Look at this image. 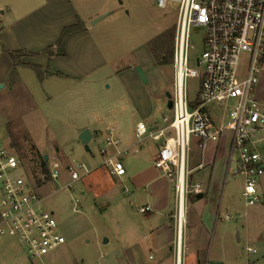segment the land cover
Masks as SVG:
<instances>
[{
	"label": "crops",
	"instance_id": "0c3cea01",
	"mask_svg": "<svg viewBox=\"0 0 264 264\" xmlns=\"http://www.w3.org/2000/svg\"><path fill=\"white\" fill-rule=\"evenodd\" d=\"M112 8L103 0H0V62H3L7 73L0 75V82H3L2 87H8L10 93H25L32 100L40 119H44V122L40 121V123L48 125L46 131L44 130V135L51 131L54 136L60 135V132L54 128L50 117H47L50 105L56 102L57 105L59 104L56 105L58 107L57 117L69 118L68 125L76 134H80L85 128H89L92 132V126H95V130L103 134L105 141L108 130L112 129L121 141L120 148H129L127 153L119 156L122 160L123 156L140 154L143 149V140L139 143L135 140V128L139 121L145 122L149 130H158L168 126L171 122L166 125L146 123L143 117L130 122L136 110L145 112L146 100L143 97H137L134 104L130 103V116L128 114L120 116L113 111V109L118 111V108L123 106L117 101L103 105V103L97 104L95 101L88 100L86 94L94 93L98 82L106 81L110 76H114L116 80L119 76L118 66L113 67L117 58L113 53H118L117 47L112 43L113 39L108 37L111 35L108 33V28H119V24H121L120 28L132 30L135 28L131 22L116 24L115 20L98 26L102 19L116 9ZM117 9L120 7L117 6ZM101 15H104L102 19L94 21ZM78 21L84 25V29L63 37L61 47H58L57 43L63 29ZM141 42L146 44V38ZM61 50L62 53H60ZM16 51H25L27 55L15 62L10 53ZM143 64L138 60L134 66L140 65L146 73ZM34 65L41 68L43 72L41 79ZM135 75L143 83L137 73ZM107 87L110 88V85ZM256 95L258 100L264 103V63ZM10 108L14 110L13 107L10 106ZM107 111L111 112V115L106 114ZM13 119L9 118L4 122L10 132H14ZM23 124L26 125L24 134L36 147L37 152L42 155L34 143L37 129L34 130V127L29 129L25 121ZM36 124L39 123L36 122ZM61 125L64 127V123ZM98 126L102 129L98 130ZM261 134L263 138L259 149L264 155V129ZM93 138L92 133L91 140ZM230 139L231 130H228L223 133L220 141L202 143L198 139L200 149L197 148V152L190 150L188 161V167L191 170L190 179L193 183L199 182L201 188L193 192L194 197L189 200V206L186 207L184 214L182 254L186 264H226V261L229 262L226 238L232 226L238 227V241L244 240L246 250L248 247L253 249L252 251L247 250L249 253L247 264H264V175L259 178L257 184L259 201L252 205L246 204L250 207L244 213L237 215L239 221L236 219L232 226L229 224L234 217L228 213L227 207V211L221 217L220 209L225 193H220L219 190L223 179L233 171L231 167L233 158L230 157L229 148ZM57 151L60 152V149L57 148ZM88 152H91V149ZM156 153L157 149L154 151L146 149V158L143 154L133 157L136 169L135 185L136 187H149L150 198L144 205H150L152 208L146 214V223L142 228L144 234L141 237L146 239V248L149 250L164 252L169 248L172 252L174 251V260L171 264H176L178 235L175 213L177 205L176 209L170 210V220L161 222L159 217H164L169 208V195L160 184L162 175L154 164ZM102 163L103 159L95 162L91 165L90 172L83 176L85 179L84 198H87L90 192L97 196L115 187L113 178L117 176L111 175ZM105 176H108L107 181L103 180ZM68 183L61 187L67 188ZM44 185L45 183L42 186ZM198 195L201 197L198 198ZM52 211L55 214V210L52 209ZM155 211L157 214L153 213ZM220 217L221 222H219ZM134 247L142 250L139 244H135ZM66 249L67 238L63 245L38 259L54 262L66 253Z\"/></svg>",
	"mask_w": 264,
	"mask_h": 264
},
{
	"label": "rangeland",
	"instance_id": "374dc122",
	"mask_svg": "<svg viewBox=\"0 0 264 264\" xmlns=\"http://www.w3.org/2000/svg\"><path fill=\"white\" fill-rule=\"evenodd\" d=\"M103 1L112 6V9H116L102 19L98 26L115 20L116 24L131 22L135 28L133 30L120 28L121 24L116 29L108 28V33H111L108 37L113 39L112 43L117 47L118 53H113L117 57L113 67L118 66L119 76L116 80L114 76H110L108 80L98 82L95 92L86 94L88 100L95 101L97 104L103 103V105L117 101L123 106H120L118 111L114 109L113 111L120 116L126 114L130 116V103L134 104L137 97H143L146 100L145 112L136 110L130 118V122L136 121L138 117H143L146 123L168 124L173 120V111L168 107L167 92L171 94L174 92L175 71L173 63L161 65L155 61L149 42L160 34L170 30L176 31L177 8L175 0H168L165 7L159 6L157 0ZM117 6L120 9H117ZM145 38L146 44L141 42ZM204 41L203 32L193 31L191 34V57L201 56L204 50ZM138 60L144 63L146 68L149 80L146 84L141 83L135 75L134 64ZM4 73L7 74L3 62H0V75H4ZM201 83L202 80L197 77L186 79V88L190 98L198 97ZM2 84L3 82H0V85ZM107 85H110V88ZM31 101L25 93H10L7 86L0 87V142L7 146L10 144L14 146L28 163H31L32 159L40 160L45 154H48L50 160L57 159L60 162V176L57 179L48 180L39 191L45 198V207L55 210L59 229L67 238V249L66 253L54 262L40 261L38 258L30 257L27 249L17 237L4 235L0 237V264H171L174 260V251L172 252L169 248L164 252L149 250L146 248V239L141 237L144 234L142 228L145 226L147 213L140 212L139 208L148 202L150 189L146 186L136 187L134 177L136 169L133 157L143 154L146 158V149L153 151L157 149L156 142L145 137L140 154L122 157L127 173L122 177H112L115 182V187L112 190L97 196L90 192L87 198H84V175L83 178L73 181L71 187L62 188L61 186L71 182L67 169L69 165L85 163L91 169V165L103 159L100 153V148L104 146L103 134H100L95 130V126H92L94 138L90 142L91 152H88L79 140V134H76L73 128L68 125L69 118L57 117L56 109L59 104L53 102L48 109L47 117H50L54 128L60 132V135L54 136L52 131H48L49 133L44 135V130L46 131L48 125L40 123V121L44 122V119H40L41 117ZM108 111L106 114L111 115V112ZM213 117L216 118L215 115ZM9 118L11 120L15 118L13 119L14 132H10L5 126L4 122ZM23 120L29 129L31 127L32 129L34 127V130L37 129L34 143L42 155L37 152L36 147L24 134L26 125H22ZM62 123H64V127L61 125ZM97 129L101 130L102 127L98 126ZM169 132L173 134L172 130ZM135 140L137 141V139ZM197 141L196 137L192 138L190 147L194 152L200 149ZM57 148L60 149V152L57 151ZM45 165L51 169L49 164ZM236 166L237 156L234 155L231 167L234 169ZM157 170L162 175L160 184L168 191L169 195V208H167L164 217H159L163 222L170 220V210L176 209V177L174 174L170 178L162 174L158 168ZM17 173L23 175L21 170ZM103 180L107 181L108 176H105ZM243 187L244 176L231 171L223 179L222 187L219 190L220 193H225L221 203V217L224 216L227 207L228 213L234 217L229 222L231 226L236 219L239 221L237 215L244 213L250 207L246 206L245 197L242 194ZM193 197L194 193L190 191L187 208L189 200ZM76 200H78L77 211L74 209ZM153 213L157 214L156 211ZM221 217L219 222H221ZM238 230V227L232 226L227 235L229 262L226 261V264H247L249 253H247L244 240L238 241ZM213 243L215 246L216 240ZM135 244H139L142 250L134 247Z\"/></svg>",
	"mask_w": 264,
	"mask_h": 264
},
{
	"label": "built area",
	"instance_id": "2783aa9c",
	"mask_svg": "<svg viewBox=\"0 0 264 264\" xmlns=\"http://www.w3.org/2000/svg\"><path fill=\"white\" fill-rule=\"evenodd\" d=\"M167 2L157 0L161 7ZM175 3L173 120L158 130H149L145 122L139 121L135 138L137 143L145 137L154 140L155 166L170 178L175 174L178 234V205L184 202L186 213L188 193L201 188L199 182L191 181L188 167L193 137L202 143L218 142L224 132L231 130L230 157L237 156L233 173L244 176L246 204H255L260 199L257 184L264 175V155L259 149L264 103L258 100L256 91L264 63V0H175ZM193 31L203 32L205 40L204 50L197 57H191L190 53ZM189 77L202 80L196 98L188 94ZM120 145V139L109 129L100 148L102 165L117 177L126 174L119 156L129 149ZM42 158L28 163L14 146L0 142V237H17L32 258H41L66 242L54 212L45 207V198L39 191L48 180L60 176L61 164L48 157L45 164L51 169L46 172ZM67 169L71 178L67 187L90 172L85 163L72 164ZM19 170L23 175L17 173ZM139 210L147 213L152 208L144 205ZM176 264H186L183 254H177Z\"/></svg>",
	"mask_w": 264,
	"mask_h": 264
},
{
	"label": "trees",
	"instance_id": "16d2710c",
	"mask_svg": "<svg viewBox=\"0 0 264 264\" xmlns=\"http://www.w3.org/2000/svg\"><path fill=\"white\" fill-rule=\"evenodd\" d=\"M82 29H84V25L80 21H78V23L76 24L65 27L61 33V37L57 43V46L61 47V41L63 37L81 31ZM174 32H175L174 30H170L166 33L156 36L149 42V46L154 55L155 61L161 65L170 64L173 62ZM48 52L51 53V50L48 49ZM62 52L63 51L61 50L60 53ZM10 55L12 56L15 62H18L19 59L22 56L27 55V53L25 51H16V52H11ZM33 67L35 68L38 77L41 79L43 77V72L41 68L35 65ZM42 162H43V168L47 172V167L45 165V161L43 158H42ZM200 197L201 195H198V198Z\"/></svg>",
	"mask_w": 264,
	"mask_h": 264
},
{
	"label": "water",
	"instance_id": "95a60500",
	"mask_svg": "<svg viewBox=\"0 0 264 264\" xmlns=\"http://www.w3.org/2000/svg\"><path fill=\"white\" fill-rule=\"evenodd\" d=\"M103 17H104V15H101L94 21H98V20L102 19ZM135 71L143 83H145V84L148 83L149 80H148L147 74L145 73V71L143 70V68L140 65L135 66ZM0 87H2V85H0ZM167 98H168V107L172 108V99H171V93L170 92H167ZM91 138H92V132L89 128H85L79 134V140L84 144L86 150H88V151H90L89 143L91 141ZM48 157H49L48 154L44 155L45 162L48 161ZM105 241H107V240H105Z\"/></svg>",
	"mask_w": 264,
	"mask_h": 264
},
{
	"label": "bare ground",
	"instance_id": "6f19581e",
	"mask_svg": "<svg viewBox=\"0 0 264 264\" xmlns=\"http://www.w3.org/2000/svg\"><path fill=\"white\" fill-rule=\"evenodd\" d=\"M184 214H185V204L184 202L180 203L178 205V243H177V254L182 255V230H183V225L185 222L184 219ZM181 225V228H180Z\"/></svg>",
	"mask_w": 264,
	"mask_h": 264
}]
</instances>
